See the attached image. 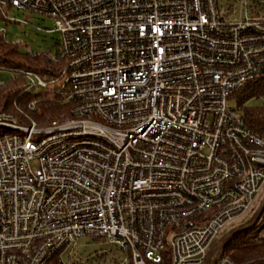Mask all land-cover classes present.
Instances as JSON below:
<instances>
[{
    "label": "built area",
    "instance_id": "1",
    "mask_svg": "<svg viewBox=\"0 0 264 264\" xmlns=\"http://www.w3.org/2000/svg\"><path fill=\"white\" fill-rule=\"evenodd\" d=\"M4 9L53 20L62 41L45 55L50 75L19 73L72 109L45 126L0 112V264H80L87 238L133 264H205L264 188V137L228 105L264 75V0H0L6 19Z\"/></svg>",
    "mask_w": 264,
    "mask_h": 264
},
{
    "label": "trees",
    "instance_id": "2",
    "mask_svg": "<svg viewBox=\"0 0 264 264\" xmlns=\"http://www.w3.org/2000/svg\"><path fill=\"white\" fill-rule=\"evenodd\" d=\"M0 66L18 73H12L9 81L0 88V111L12 113L25 122L27 115L40 126L70 114L72 102L64 101L63 94L25 88V75L19 72L32 70L42 77L50 75L45 55L34 56L29 51H21L20 45L8 42L6 35L1 31ZM261 98H264V75L243 86L229 100L236 101L247 127L264 137V104L249 105L250 102ZM32 102H36V106L29 109L28 105ZM246 231H234L221 238L222 248L215 260L222 255H229L237 263L264 264V260H260L264 258V239L259 243L255 240V235H247ZM163 264H170V259L167 258Z\"/></svg>",
    "mask_w": 264,
    "mask_h": 264
},
{
    "label": "rangeland",
    "instance_id": "3",
    "mask_svg": "<svg viewBox=\"0 0 264 264\" xmlns=\"http://www.w3.org/2000/svg\"><path fill=\"white\" fill-rule=\"evenodd\" d=\"M240 9V8H238ZM6 19L0 15V31L5 30L8 42L18 43L21 51H29L36 55H49L57 57L61 52L62 35L54 32L55 25L51 18L24 9H4ZM12 73L0 70V81L7 83ZM264 104V98L256 99L249 103L250 106H260ZM231 108H237L235 100H229ZM5 112V111H0ZM21 123L28 125V122L21 120ZM5 134V130L0 129V135ZM248 229V230H247ZM247 230L245 233L256 236L259 243L264 239V188L256 196L254 202L241 217L236 218L229 224L221 235L217 237L209 249V254L205 264H213L222 248L221 238L232 234L234 231ZM167 248L166 251H168ZM78 254L80 264H133L129 251L119 245H113L106 240L83 239L79 242ZM260 260H264L260 259Z\"/></svg>",
    "mask_w": 264,
    "mask_h": 264
}]
</instances>
